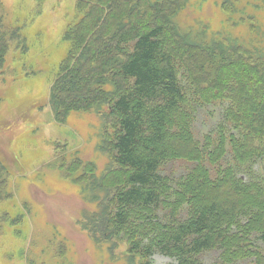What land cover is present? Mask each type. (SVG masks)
<instances>
[{
	"label": "trees",
	"instance_id": "1",
	"mask_svg": "<svg viewBox=\"0 0 264 264\" xmlns=\"http://www.w3.org/2000/svg\"><path fill=\"white\" fill-rule=\"evenodd\" d=\"M46 2L36 0L28 17L9 26L0 0V70L9 54L17 64L32 51L28 31ZM189 2L76 0L51 82L53 117L65 124L73 113L108 106L104 145L129 171L101 214L142 264L157 255L168 264H206L211 253L218 256L210 264H264V46L184 28L179 17ZM221 6L237 12L232 0ZM10 163L6 149L0 203L13 199ZM94 168L76 161L74 176ZM96 196L90 202L100 208ZM21 223L26 215L1 212L0 235ZM20 234L12 230L14 240Z\"/></svg>",
	"mask_w": 264,
	"mask_h": 264
},
{
	"label": "rangeland",
	"instance_id": "2",
	"mask_svg": "<svg viewBox=\"0 0 264 264\" xmlns=\"http://www.w3.org/2000/svg\"><path fill=\"white\" fill-rule=\"evenodd\" d=\"M223 1L190 0L180 14L181 25L207 27V33L199 34L239 46L263 47L264 5L232 0L237 12L228 14ZM75 4L76 0H47L43 14L28 31L32 44L35 41L32 51L17 64L9 54L0 70V130L9 137L0 138V157L9 150L13 175L9 185L13 199L0 203V213L28 218L27 225L10 226L0 235V264L143 263L140 256L128 252L125 241L111 235L101 214L102 205L112 208L110 199L124 186L129 171L111 160L110 143L104 145L102 121H107L108 106L73 113L65 124L53 117L51 82L68 49L62 39ZM35 6L36 0H1L4 22L13 25ZM76 161L95 168L76 169L74 176ZM80 174L85 178L77 180ZM85 186L87 192L82 191ZM95 193L100 195L95 197L100 208L90 202ZM94 215L87 224L86 217ZM14 229L21 231L15 240ZM24 240H28L25 250ZM217 256L209 254L206 264ZM153 260L169 262L161 255Z\"/></svg>",
	"mask_w": 264,
	"mask_h": 264
}]
</instances>
